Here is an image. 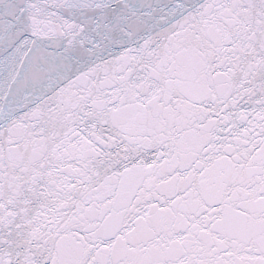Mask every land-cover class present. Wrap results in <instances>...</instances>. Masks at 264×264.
Wrapping results in <instances>:
<instances>
[{"label":"snow or ice","instance_id":"1","mask_svg":"<svg viewBox=\"0 0 264 264\" xmlns=\"http://www.w3.org/2000/svg\"><path fill=\"white\" fill-rule=\"evenodd\" d=\"M0 264H264V0H0Z\"/></svg>","mask_w":264,"mask_h":264}]
</instances>
